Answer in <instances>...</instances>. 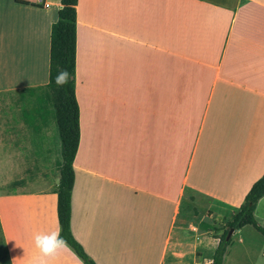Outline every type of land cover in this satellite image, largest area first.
<instances>
[{
    "label": "crops",
    "instance_id": "obj_1",
    "mask_svg": "<svg viewBox=\"0 0 264 264\" xmlns=\"http://www.w3.org/2000/svg\"><path fill=\"white\" fill-rule=\"evenodd\" d=\"M61 6L0 0V93L48 84ZM75 80L72 236L96 264L184 262L186 194L234 214L264 174V0H77ZM58 180L0 193V264H39ZM247 226L223 264L263 237ZM49 264L83 263L66 246Z\"/></svg>",
    "mask_w": 264,
    "mask_h": 264
},
{
    "label": "rangeland",
    "instance_id": "obj_2",
    "mask_svg": "<svg viewBox=\"0 0 264 264\" xmlns=\"http://www.w3.org/2000/svg\"><path fill=\"white\" fill-rule=\"evenodd\" d=\"M33 100L28 93H0V193L14 192L26 181L41 180L46 187L58 180L56 161L60 154L55 120L51 118L38 133L21 123L24 110L34 104ZM186 197L193 199L182 207L186 215L180 252L186 257L177 264H206L232 210L191 192ZM229 240L231 244L232 236ZM224 264H264L263 237L253 238L251 245L226 257Z\"/></svg>",
    "mask_w": 264,
    "mask_h": 264
},
{
    "label": "trees",
    "instance_id": "obj_3",
    "mask_svg": "<svg viewBox=\"0 0 264 264\" xmlns=\"http://www.w3.org/2000/svg\"><path fill=\"white\" fill-rule=\"evenodd\" d=\"M58 18L51 26L49 52V81L38 88L21 90L28 93L34 104L23 112V122L33 132L55 120L59 139L60 159L56 161L59 172L58 184L53 192L57 195V218L59 234L66 246L83 264H96L74 239L70 231L71 193L74 183L73 161L79 143V108L76 100V4L77 0H60ZM60 71H67L68 82L57 86L55 78ZM33 96V97H32ZM264 196V174L251 186L242 204L231 216L227 227L214 250L211 264H223L226 241L230 229L240 230L246 225L253 226L263 237L262 228L254 217L258 200Z\"/></svg>",
    "mask_w": 264,
    "mask_h": 264
},
{
    "label": "clouds",
    "instance_id": "obj_4",
    "mask_svg": "<svg viewBox=\"0 0 264 264\" xmlns=\"http://www.w3.org/2000/svg\"><path fill=\"white\" fill-rule=\"evenodd\" d=\"M68 77L67 71H60L55 78V83L62 87L67 84ZM33 241L35 248L40 253L39 264H49L50 260L54 259L59 251L66 247V242L57 231L37 232L33 236ZM13 264H15V260Z\"/></svg>",
    "mask_w": 264,
    "mask_h": 264
},
{
    "label": "built area",
    "instance_id": "obj_5",
    "mask_svg": "<svg viewBox=\"0 0 264 264\" xmlns=\"http://www.w3.org/2000/svg\"><path fill=\"white\" fill-rule=\"evenodd\" d=\"M21 1L38 7L46 6V0H21Z\"/></svg>",
    "mask_w": 264,
    "mask_h": 264
},
{
    "label": "water",
    "instance_id": "obj_6",
    "mask_svg": "<svg viewBox=\"0 0 264 264\" xmlns=\"http://www.w3.org/2000/svg\"><path fill=\"white\" fill-rule=\"evenodd\" d=\"M234 229H230L227 233V236H226V241H228L230 239V237L232 236V234L234 233Z\"/></svg>",
    "mask_w": 264,
    "mask_h": 264
}]
</instances>
